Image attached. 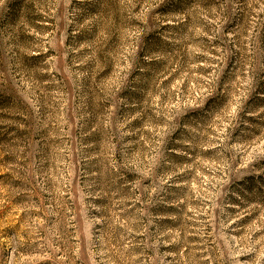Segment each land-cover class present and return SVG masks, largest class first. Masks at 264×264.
<instances>
[{
	"label": "rangeland",
	"instance_id": "obj_1",
	"mask_svg": "<svg viewBox=\"0 0 264 264\" xmlns=\"http://www.w3.org/2000/svg\"><path fill=\"white\" fill-rule=\"evenodd\" d=\"M0 264H264V0H0Z\"/></svg>",
	"mask_w": 264,
	"mask_h": 264
}]
</instances>
